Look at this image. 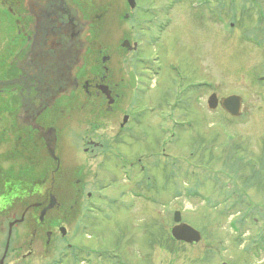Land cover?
Returning a JSON list of instances; mask_svg holds the SVG:
<instances>
[{"label":"flooded vegetation","instance_id":"af4514ba","mask_svg":"<svg viewBox=\"0 0 264 264\" xmlns=\"http://www.w3.org/2000/svg\"><path fill=\"white\" fill-rule=\"evenodd\" d=\"M32 1L30 8L22 0H0V264H93L91 254L121 264L122 252L115 249L119 242L97 249L87 240L96 213L105 218L100 212L104 205L124 203L119 194L103 192L99 169L110 156L126 173L124 181H132L133 198L153 188L148 164L160 163V155L141 162V152L129 159L115 145L125 138L138 140L147 112H156L161 150L169 143L163 139L170 127L189 123L171 119L170 113L185 106L186 94L201 97L207 83L192 75L199 70L196 59L186 68L184 56L179 64L168 40L165 45L170 11L186 1L183 5L202 6L216 21L217 0H166L161 9L153 0L145 5L131 0V6L127 0H104L110 22L108 31L101 25L97 38L85 23L76 34L73 9L67 12L74 19L70 23L52 20L54 12L65 14L56 8L58 0ZM81 11L85 15L89 9ZM42 15L48 17L43 26ZM200 15L199 9L190 14L199 20ZM30 36L37 44L26 43ZM158 41L165 46L164 58L150 45ZM90 59L103 68L100 78L91 75L97 65L89 72ZM158 74L164 76L157 78L162 81L157 85L163 92L161 105L140 102L151 89L147 78ZM147 154L154 156V151Z\"/></svg>","mask_w":264,"mask_h":264},{"label":"rangeland","instance_id":"374dc122","mask_svg":"<svg viewBox=\"0 0 264 264\" xmlns=\"http://www.w3.org/2000/svg\"><path fill=\"white\" fill-rule=\"evenodd\" d=\"M147 2L141 0L143 5ZM153 2L158 9L166 4V0ZM184 3L175 4L170 11L172 22L166 29L165 45L168 40L175 57L165 56L179 58V64L184 56L186 68L196 59L199 70L194 69L192 75L207 85L202 86L201 97L186 94L182 98L185 106L170 113L171 119L189 123L169 128V137L163 139L169 143L162 144V150L155 111L145 113L146 123L135 134L138 140L125 138L115 145L129 159L135 160L140 152L141 162L159 157L160 163L148 164L153 188L133 198L132 181H124L119 166L108 156L99 169L106 193L119 194L126 204L113 205L107 218L96 213L86 231L87 240L93 248L119 242L125 264H264V83L257 80L264 72V0H217L216 21L204 14V7ZM197 9L200 20L190 16ZM150 45L163 57L162 42ZM159 74L147 78L151 89L138 98L140 102L161 105L164 97L157 85L164 76ZM210 91L217 96L239 94L241 115L231 117L220 107L207 109L205 98ZM110 147L107 144V152ZM153 151L154 156L147 154ZM173 209L180 211L181 220L201 231L197 242L170 237ZM91 256L93 264H109L105 256Z\"/></svg>","mask_w":264,"mask_h":264},{"label":"water","instance_id":"95a60500","mask_svg":"<svg viewBox=\"0 0 264 264\" xmlns=\"http://www.w3.org/2000/svg\"><path fill=\"white\" fill-rule=\"evenodd\" d=\"M83 1H85L87 5H83L82 4ZM13 3L17 5L16 2H13ZM22 3L28 7V6H31V4H33V1L32 0H22ZM58 5L60 8L58 6L56 8L61 10L65 14H67V12L71 9L74 10V19L75 18L77 19V20L75 19V32L77 35L81 33L80 31L81 27L79 25H82L83 23L89 26V29L91 30L90 32L91 35H95L96 38L98 37V31L100 30L101 25H105L106 30L108 31L110 16L106 8L107 7L106 1L104 2V0H69V4H66L64 0H58ZM81 7L88 8L89 12L86 13L85 15H82ZM30 8H32V6ZM101 11H105V14L99 16V13H101ZM65 14L62 15V14H57L56 12H54V15L51 16V19L54 21H59L60 19H62L60 24H65V25L67 23H70L71 20L72 21L74 20L73 18L70 17V13H68L67 15ZM47 18H48L47 16L42 15L41 26L45 24V21L47 20ZM26 43L33 46L34 44H37V40L35 39V36H30L29 38H26ZM43 43L45 46L46 44L44 41ZM90 60L92 62L89 61L88 70L91 73L90 71L91 68L96 67L97 64L95 60L93 59H90ZM97 66L99 67L98 71L96 73H91L93 79L100 78L103 75V68L100 67V65H97ZM260 79L264 80V75H262ZM101 89H104V87H102ZM207 102L209 106H214L216 104L215 96L211 94L208 97ZM219 104L230 114L232 115L239 114L240 97L238 95L229 94L225 97H222L219 99ZM178 219H179L178 211H175L174 220L177 221ZM170 233L172 237L176 239H181L184 241H192V240L196 241L199 239V232L185 222H179L175 224L174 226H172Z\"/></svg>","mask_w":264,"mask_h":264}]
</instances>
